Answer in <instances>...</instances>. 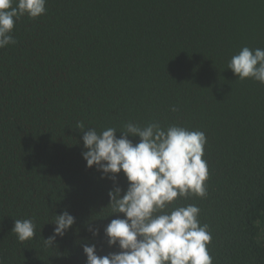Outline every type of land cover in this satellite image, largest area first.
<instances>
[{
  "label": "trees",
  "instance_id": "obj_1",
  "mask_svg": "<svg viewBox=\"0 0 264 264\" xmlns=\"http://www.w3.org/2000/svg\"><path fill=\"white\" fill-rule=\"evenodd\" d=\"M45 8L14 20L16 42L0 48V261L87 264L84 244L98 256L120 250L103 231L117 218L113 181L86 166L82 121L98 133L115 127L118 138L129 122L204 132L206 195L178 196L169 208L200 209L212 264H264V84L227 68L243 47L264 49V0H46ZM118 185L127 190L123 172ZM65 210L75 224L45 247ZM16 219L33 220L34 238L18 240Z\"/></svg>",
  "mask_w": 264,
  "mask_h": 264
},
{
  "label": "clouds",
  "instance_id": "obj_2",
  "mask_svg": "<svg viewBox=\"0 0 264 264\" xmlns=\"http://www.w3.org/2000/svg\"><path fill=\"white\" fill-rule=\"evenodd\" d=\"M45 5L46 0H18L13 7V0H0V48L16 42L11 35L14 20L24 15L36 19L45 14ZM227 68L241 81L252 78L264 84V49L243 47ZM76 128L83 133L86 166L113 181L108 208L117 218L103 231L109 247L120 249L98 256L94 244H84L87 264H212L208 251L212 237L208 225L199 222L200 209L194 204L169 208L178 196L206 195L204 132L176 125L164 129L158 122L144 126L129 122L118 138L115 127L98 133L95 128L85 130L78 121ZM130 136L139 137V142L134 144ZM121 172L128 181L126 191L118 185ZM53 224V235L43 238L45 247H52L58 236L71 229L75 217L65 210ZM88 230L93 237L100 234L91 225ZM35 231L32 219H16L12 233L23 243L34 238Z\"/></svg>",
  "mask_w": 264,
  "mask_h": 264
}]
</instances>
